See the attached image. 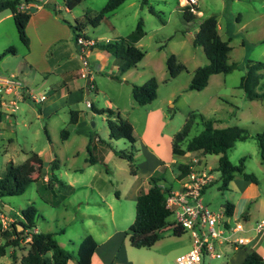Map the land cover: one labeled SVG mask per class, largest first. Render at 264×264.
Returning a JSON list of instances; mask_svg holds the SVG:
<instances>
[{
	"label": "rangeland",
	"instance_id": "1",
	"mask_svg": "<svg viewBox=\"0 0 264 264\" xmlns=\"http://www.w3.org/2000/svg\"><path fill=\"white\" fill-rule=\"evenodd\" d=\"M184 1V4H187V0ZM55 2L60 6L62 13L71 20V14L64 12L63 1ZM106 2L107 0H74L70 8L72 14L81 16L87 10L99 12ZM147 2L157 14L151 13L148 5L143 4L142 0H125L106 18V21L96 27L87 26L85 34L97 41H105L106 38L111 40L114 35L126 37L139 21L142 22L145 33L141 40V49L145 54L139 66L143 68L139 69L138 75L135 74L136 83H127L121 73L114 74L109 72V69L100 70L91 65L95 84L102 90L88 94L95 99L94 104L108 107L110 103L115 107L113 109L128 112L129 118L135 120L138 140V135L141 136L143 132L141 116L145 110L159 108L163 114L166 113L169 118L163 119L164 123L156 126L155 130L159 134L154 141L163 156H169L170 142L173 145L174 134L182 128L190 111L209 118H219L224 127L248 126L253 134L264 130V99L249 100L238 87L240 77L245 72L246 59L252 63H262L258 74L261 77L260 83L264 82V0H197L201 18L216 15L220 25L219 35L223 40H229L231 46L229 63L238 64L227 74L212 75L208 85L202 90L188 88L193 71L206 65L208 60L202 48L192 43L197 26L195 23L187 24L183 20L179 6L184 4H181V0ZM0 35L6 41L4 42L6 48L9 46L25 48L19 40L12 18L0 23ZM170 54H174L177 61L185 66V69L175 77H170L166 69V60ZM13 59L12 56L5 57V61L10 63L15 61ZM2 60L3 58H0V61ZM18 61H22V58ZM116 63L120 64L121 61L117 59ZM0 72H5L1 63ZM18 74L21 80H24V74L21 72ZM30 74L28 78L31 81L33 72ZM150 76L155 77L158 82L157 97L150 105L133 111L131 86L144 83ZM23 82L25 83L26 79ZM256 90L260 92L262 86ZM31 105L33 109L29 107L28 102H21L19 109L14 112L15 118L7 115L8 123L5 125L0 123V173L3 172L7 161L14 159L21 164L23 175L35 179L37 165L32 152H37L43 144H47L49 151L57 156L58 168L47 167L48 181H43L41 177L35 179L23 194L1 197L0 214L9 216L16 222L20 218V211L32 204L38 211L35 219L38 231L54 233L58 243L73 254L77 244L90 234L102 244L101 254H108L110 245L116 241V244L123 243L127 257L136 261L135 264H138V260L150 257L153 250L135 248L128 240V228L135 218V200L125 194L126 185L133 177L128 162L117 155L112 161L106 162V165L98 160L90 167L89 159L95 154L93 150L90 154L85 149L87 136L75 133L70 128L67 139L61 136V131L67 128L61 121V115L65 116L66 112L60 111L59 117L48 122L38 117L39 104ZM94 117L91 121H95L96 125L92 126L89 122L87 128L91 134H99L102 143L106 144L108 139L103 137L100 131L105 130L107 126L101 115L95 114ZM44 128L47 129L51 144L47 140ZM202 129L201 122L195 120L187 141ZM169 136L171 141L168 140ZM117 140L113 148L126 151L130 149L127 140L123 138ZM134 146L136 165L144 161V154L139 141ZM24 152L28 153L25 158ZM192 155L191 158L203 157L206 165L212 167L216 179L202 195V200L211 211L221 213L224 203L230 202L231 198L239 197L240 194L235 192L231 195L227 190L220 189V172L217 169L215 154L203 155L201 152H194ZM189 156L188 154L186 157ZM227 156L234 164H237L240 158H246L244 173L255 177V181L248 180L254 182L259 191V197L252 208L261 209L260 202L264 198V161L260 157L257 140L251 137L235 142L228 150ZM186 157L181 160L187 159ZM89 169L95 170L96 174L92 175ZM176 169L174 166V173ZM235 175L242 181L241 173ZM166 178L169 180L170 175L166 174ZM240 181L237 183L242 185ZM5 204L11 208L10 215L6 211L9 207L4 208ZM168 220L171 221L172 216ZM0 225L2 226L1 221ZM165 236H170L169 232L161 235ZM109 237L110 243L107 242ZM2 243L3 238L0 235V244ZM27 250L28 241L25 240L19 241L15 246H6L4 254L0 256V264H12V253L16 255L15 264H21L20 258ZM117 259L119 260V254L113 256L107 264H114ZM70 262L75 263V258Z\"/></svg>",
	"mask_w": 264,
	"mask_h": 264
},
{
	"label": "trees",
	"instance_id": "2",
	"mask_svg": "<svg viewBox=\"0 0 264 264\" xmlns=\"http://www.w3.org/2000/svg\"><path fill=\"white\" fill-rule=\"evenodd\" d=\"M31 0H0V12L9 10L12 13L13 22L19 37L24 44H28L26 34V25L31 16L29 10L21 6ZM74 0H64L70 7ZM125 0H107L99 12L85 11L80 18L75 19L70 27L74 34V41L79 36L88 38L84 31L88 25L98 26L104 19L119 7ZM143 4L148 5V10L157 14L152 5L147 0H142ZM192 9L194 11H192ZM183 20L187 24L197 23L198 30L193 39L194 46H200L208 60L204 66L197 67L193 71L192 78L188 88L190 90H202L208 85L209 79L214 74H227L238 66L237 63H229V52L231 46L229 40H223L218 32V23L216 15H210L201 18L198 15L199 10L196 4L188 3L179 6ZM145 35L141 21L126 36L113 41H95L93 47L103 49L123 62L122 70L126 71L136 67L137 63L144 57V51L137 47L135 43ZM15 47L9 46L0 53V58L6 55L15 54ZM262 68V63H252L246 59V68L244 74L240 77L238 87L243 90L249 100L264 99V82L260 83L261 77L258 71ZM166 69L170 77H175L185 69L182 63L177 61L174 54H170L166 60ZM90 84H93L91 82ZM262 86L258 92L256 89ZM158 82L151 76L142 84H132L131 95L138 105L151 103L157 97ZM91 111L96 114L106 116V126L109 131V140L125 139L129 142V150H114L115 154L124 158L128 162L131 175H135L137 166L134 163L135 137L132 124L124 118L117 109L111 107L97 108L90 101ZM199 120L203 129L187 141L191 128L195 120ZM78 120V111H70V124H75ZM216 119L205 117L195 111H190L186 117L182 128L174 134L172 152L176 155H184L188 152H201L205 154H220L217 169L220 172V189L227 190L229 182L233 179L235 173H241L245 179L255 181L252 174L244 173L245 157L239 159L237 164L232 163L227 152L235 142L244 141L254 137L259 146L260 157L264 161V130L261 132H251L248 126L231 125L226 127H216ZM45 135L48 140L50 137L45 129ZM69 135V129H63L61 136L66 139ZM92 141L87 143L88 153H92L90 147ZM184 147L182 145L184 144ZM36 159V155L33 154ZM98 159L91 156L89 162L95 163ZM102 162V161H101ZM58 160L55 158L52 163V169L58 168ZM40 161L38 160V170H40ZM22 167L16 165L12 160L7 161L5 168L0 173V198L4 196L21 195L35 179L27 178L22 174ZM179 174L187 171V165H178ZM163 175L155 173L148 179L149 189L147 192H140L135 200V218L128 228V240L131 246L135 248H149L160 237L161 230L170 224V211L165 205L166 194L171 187L163 184ZM37 209L32 205L20 211L19 220L11 223L9 229H3L0 225V235L3 243L0 244V256L5 252L6 246H15L19 241L24 240L26 235L31 236L28 242V250L20 258L21 264H68L73 258L76 264H90L92 254L97 247V242L92 235H86L77 245L75 253L64 249L54 238L52 232L33 231L36 227ZM233 212V204L229 201L224 203V215L230 217ZM11 214V213H10ZM182 231L178 228L173 229L174 235H180ZM13 263L16 262V255L12 253ZM112 264V263H111ZM242 264H264L263 259L255 252H249Z\"/></svg>",
	"mask_w": 264,
	"mask_h": 264
},
{
	"label": "crops",
	"instance_id": "3",
	"mask_svg": "<svg viewBox=\"0 0 264 264\" xmlns=\"http://www.w3.org/2000/svg\"><path fill=\"white\" fill-rule=\"evenodd\" d=\"M55 1L56 0H31L27 4H23L21 6L23 9L29 10L31 12V16L26 25L28 44L24 45L20 41L21 44L25 46V48L19 49L14 46L16 50L15 54L6 55L12 56L14 58L13 60L15 61H13V63H10V61H5L6 56L3 57V60L0 61V63L2 64V68L5 69V72H0V74L6 75L14 73L19 78L20 76L18 72L24 74V80H22L23 82L26 79V82H23L24 89L38 93H45L47 95V98L43 102L37 103L40 106L38 117L49 122L52 118L59 117L60 111L66 112L65 116L61 115V121L62 123H65L67 127L66 129L70 128L75 133L83 134L85 137L87 136V142H85L84 145L86 150L87 143L92 137L90 147L94 151V157L106 165V162L112 161L114 156H117L114 150L121 149L113 148L118 140H109V131L107 127L105 130L101 129L100 131L103 137H107L108 139V143L106 144L102 143L100 136H98L99 134H91V131L87 128V126H89V122L92 126L96 125L95 121H91L92 118H95L94 115L96 113L91 111V107H87L86 102L92 101L95 107L102 108L96 106L94 104L95 99L88 96V94L92 91L95 93L102 91L98 88L97 84H95V79L92 76L91 65H95L100 70L109 69L108 71L114 74L121 73L127 83H136L137 76L135 74H137L139 69L143 68L139 67L142 59L137 63L136 67L123 71V62L120 59L103 49L93 47L92 51L87 55V67L89 70V75L85 79L82 78L80 76V69L82 68L81 56L78 52V46L74 41V34L70 24H73L75 19L80 18L83 13L81 16L72 14L71 8L65 4L64 0H62L64 12L71 14V20H69L62 13L60 6H58ZM184 3L185 1L181 0V4ZM199 13L200 12H198V15ZM11 18L12 13L9 10L0 12V23ZM104 21H106V19H104L102 22ZM195 25L197 26L195 28L196 34L198 25L197 23H195ZM219 29L220 25L218 24V30ZM85 31L84 33H86ZM87 37L93 41H97L95 38L90 36ZM112 37L113 39L110 40L109 38H106L105 41H113L117 38H120L115 35ZM143 37L135 43V45L139 48H141V40ZM3 39L4 37L0 35V53L6 48V44H4L6 41ZM74 49L76 51H74ZM21 58L22 61H18ZM117 59L121 61L120 64L116 63ZM32 72V80L30 81L28 77ZM147 79L148 78H146V80ZM88 80L89 84L87 85ZM91 82H93V84H90ZM86 88L88 89V92H86ZM23 102H28L29 107L33 109L31 102L27 100H24ZM109 105L110 106L108 107L115 108L110 103ZM148 105H150V103L138 105L134 101L132 110L134 111L139 107L144 108ZM116 109L132 124L135 143L137 141L140 142V149H142L144 154V161L136 164V174L132 175V179H130L126 185L125 194L136 200V197L140 192H147L149 189L148 179L155 172H159L163 175V178L165 179L163 181L164 185L171 187V189L179 187V180L181 179L182 175L179 174L178 165H187L192 159L191 157L193 156L192 154L194 152H188L184 155L173 154V145L170 142L169 156H163L161 154L160 148H157V145L154 143V141H156V136L159 134V132H156L155 128L161 122L164 123L162 120H165L168 117L167 114H163L159 108L157 110H145L144 115L141 116L143 132L141 136L138 135V140L134 123L135 120L129 118V115L127 114L128 112H122L118 108ZM71 110L78 111V120L75 124L69 123ZM88 111H91L92 113L90 119L87 117ZM14 112L15 111H11L9 107L0 106V123L4 125L8 123V120L6 119L7 115L14 117ZM98 115L102 116L103 122L106 124V116L104 114ZM215 119L216 122L214 123V126L224 127L221 125L219 118ZM45 129L46 128H44V131ZM168 140H172L170 136L168 137ZM48 142L51 144L50 140H48ZM182 147H184V145H182ZM27 154V152H24L23 157L25 158L28 156ZM33 154L36 155L35 160L37 165L35 179L41 177L42 180L45 181L44 178L48 177L46 172L47 167L52 168L53 160L55 158L57 159V156L53 155L49 151L47 144H43L37 152H32V155ZM188 154L190 156L186 157ZM215 155L218 162L220 154ZM184 157L187 159L181 160V158ZM38 160L41 164L40 170H38ZM12 161L16 165L21 166V164H18L14 159H12ZM93 164L94 163H90V167ZM174 166L177 168L176 173H174L173 170ZM89 172H91L92 175L96 174L95 170L89 169ZM166 174L170 175L169 180H167ZM239 178L240 177L234 175L233 179L229 182L227 191L230 192L231 195L236 192L240 194V196L231 198L230 202L233 204L232 215L230 217L224 216L230 224L238 221L242 222L243 230L239 231L238 234L246 237L248 242L238 247H233V245L227 243L217 242L215 244V250L217 251L218 255L209 256L204 254L201 264H242L249 252H255L264 261V226L261 229L256 228L257 222L264 219V198L260 202L261 209H253L252 205L258 199L259 191L257 187L254 186V182H249V180L245 179L244 177H242V181H240L241 179ZM237 181H240L242 185H239ZM211 185L212 184L204 189L203 194ZM6 207L9 206L5 204L4 208ZM10 213L11 208L9 207L8 215H10ZM221 213L224 214V206L221 210ZM33 231H38L37 226ZM167 232H169L170 236L161 237V235ZM161 235L151 247L146 248L153 250L152 255L145 260H138V264H176V257L180 254L188 252L192 248L193 238L188 231H182L180 235H174L172 228L170 229V227H165L161 230ZM110 241L111 238L109 237L107 242L110 243ZM96 242L97 247L92 254L90 264H107L111 259H113V256L117 254H119V260L117 259L114 264H135L136 261L134 262L132 258L127 257V251L123 243L116 244L117 242L115 241L110 245V252L105 255L104 253L101 254L100 251L102 244H100L97 240ZM109 257H111V259H107ZM68 264H76V262L71 263L69 261Z\"/></svg>",
	"mask_w": 264,
	"mask_h": 264
},
{
	"label": "built area",
	"instance_id": "4",
	"mask_svg": "<svg viewBox=\"0 0 264 264\" xmlns=\"http://www.w3.org/2000/svg\"><path fill=\"white\" fill-rule=\"evenodd\" d=\"M196 4V0H187V4ZM185 5V4H184ZM192 11H194L192 9ZM95 41L79 36L76 39L78 52L81 56L82 68L80 76L89 75L87 55L92 51ZM47 98L45 93H38L24 89L22 80L14 73L0 74V106L9 107L17 111L24 100L31 103H41ZM90 107V102H86ZM212 167L207 166L201 156L193 157L187 164V171L179 180V187L172 188L166 194L165 205L170 211L172 220L166 227L188 231L193 238L192 248L176 257V264H201L204 254L217 256L215 242L227 243L238 247L248 242V239L238 232L243 230L242 222L230 224L223 213L211 211L202 200L206 187L215 181ZM48 181V178H44ZM2 228H9L13 219L0 214ZM264 226V219L256 224L257 229ZM30 241L28 234L24 238Z\"/></svg>",
	"mask_w": 264,
	"mask_h": 264
},
{
	"label": "water",
	"instance_id": "5",
	"mask_svg": "<svg viewBox=\"0 0 264 264\" xmlns=\"http://www.w3.org/2000/svg\"><path fill=\"white\" fill-rule=\"evenodd\" d=\"M89 84V80L87 81V85ZM86 92H88V89L86 88ZM91 111H88V113H87V117L90 119L91 118ZM93 124V123H92ZM6 211H8L9 212V209H7Z\"/></svg>",
	"mask_w": 264,
	"mask_h": 264
}]
</instances>
